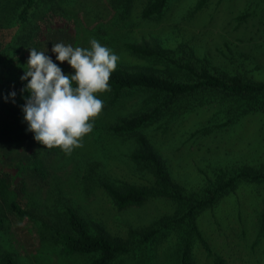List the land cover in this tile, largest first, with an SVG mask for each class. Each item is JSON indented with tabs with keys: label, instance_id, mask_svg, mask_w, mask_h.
I'll use <instances>...</instances> for the list:
<instances>
[{
	"label": "rangeland",
	"instance_id": "rangeland-1",
	"mask_svg": "<svg viewBox=\"0 0 264 264\" xmlns=\"http://www.w3.org/2000/svg\"><path fill=\"white\" fill-rule=\"evenodd\" d=\"M149 1L39 0L26 21L0 29L1 46L24 47L22 57L10 55L18 56L14 63L17 77L0 80V211L6 218L0 234V254L10 252L17 264L91 261L88 256L67 255L56 243L53 229L64 224V202H70L88 221L101 225L112 238L125 241L133 237L136 249L112 264H180L178 232L146 244L140 243L139 236L161 218L173 215V203L151 199L142 206L119 210L102 190L89 188L83 181L86 170L98 163L99 170L122 183L151 186L152 176L130 160L136 149L134 141L117 138L108 130L118 119L134 113L141 102H149L148 94L116 105L110 104L108 95L98 94L104 102L102 112L93 118V130L82 138L83 146L70 155L38 143L34 133L27 130L22 111L30 96L22 91L27 82L21 80L29 49L47 52L69 74L71 67L55 60L52 45L62 42L90 48L92 38L120 57L118 66L130 70L153 65L132 56L126 44L167 50L187 45L213 68L232 74L234 66L240 65L238 71L264 80V0H207L200 8L201 0H172L161 20H147L143 12ZM0 4L5 2L0 0ZM21 11L22 7L13 9L12 17ZM257 66L261 69L256 70ZM155 67L166 70L164 66ZM20 82L24 88H19ZM13 91L14 102L10 95ZM225 116L216 106L203 103L176 121L163 120L149 126L142 134L161 155L173 179L188 191L197 192L207 185L206 174L236 168L239 163L264 165V114L244 116L227 131L219 128ZM263 195L260 187H241L198 218L213 255L208 256L198 242L193 252L197 264H214L216 256L228 264H264V237L259 236ZM12 202L33 217H17Z\"/></svg>",
	"mask_w": 264,
	"mask_h": 264
},
{
	"label": "trees",
	"instance_id": "trees-1",
	"mask_svg": "<svg viewBox=\"0 0 264 264\" xmlns=\"http://www.w3.org/2000/svg\"><path fill=\"white\" fill-rule=\"evenodd\" d=\"M1 1L5 4H0V29L14 27L26 21V17L39 3V0ZM7 1L10 3L6 4ZM206 1L201 0L199 8ZM171 2L172 0H150L144 9L143 18L161 20ZM20 7V14L12 17V10ZM126 45L132 56L153 66L139 70L118 66L110 76V91L99 94L108 95L111 105L121 104L138 95H149V102H141L142 105L134 113L118 119L108 130L117 138L134 141L136 149L130 154V160L137 168L147 171L153 182L151 186L122 183L112 174L99 170L98 163L86 170L83 181L89 188L95 186L102 190L119 210L142 206L151 199H164L173 203L176 206L174 214L161 218L144 230L139 235L140 243L153 242L164 235L178 232L176 249L180 264H197L193 252L198 242L208 256L213 255L198 226V218L241 187L256 186L264 189V165L239 163L236 168L229 167L217 170L212 175L206 174L207 185L197 192H190L173 179L161 155L142 132L163 120L176 121L184 112L193 110L197 105L200 107L203 103L216 106L218 111L222 110L226 116L222 118L225 122L219 128H226L227 131L244 116L264 114V80H256L249 73L238 71L240 65L234 66L232 74L221 70L223 68H213L207 61L199 59L187 45H181L175 50L138 44ZM23 48V45H0V80L17 77L14 63L18 56L11 58L10 55L20 54L22 57ZM155 66H164L166 70L162 72ZM260 69L257 66L256 70ZM69 74H74L72 68ZM18 86L24 88L26 85L23 87L20 82ZM62 206L64 224L53 230L56 243L67 255L88 256L91 261L87 264H112L117 258L136 249L133 237L125 241L112 238L101 225H96L79 214L70 202H64ZM11 208L21 219L33 217L32 213L16 202L11 203ZM259 222V236L264 237V211ZM5 226L6 218L0 211V234ZM0 264H17V261L10 252H4L0 254ZM214 264L228 263L216 256Z\"/></svg>",
	"mask_w": 264,
	"mask_h": 264
},
{
	"label": "clouds",
	"instance_id": "clouds-1",
	"mask_svg": "<svg viewBox=\"0 0 264 264\" xmlns=\"http://www.w3.org/2000/svg\"><path fill=\"white\" fill-rule=\"evenodd\" d=\"M29 51L21 76L27 82L22 91L30 93L22 106L27 130L41 145L60 148L70 155L83 146L82 138L93 130V118L104 107L97 94L110 91V76L120 57L95 38L90 39V48L55 43L51 48L55 60L66 62L74 70V74H65L47 52L36 48ZM10 95L14 102L16 93Z\"/></svg>",
	"mask_w": 264,
	"mask_h": 264
}]
</instances>
